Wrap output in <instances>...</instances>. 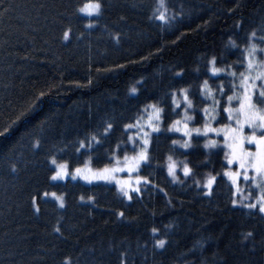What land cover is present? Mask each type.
Wrapping results in <instances>:
<instances>
[{
  "label": "trees",
  "instance_id": "16d2710c",
  "mask_svg": "<svg viewBox=\"0 0 264 264\" xmlns=\"http://www.w3.org/2000/svg\"><path fill=\"white\" fill-rule=\"evenodd\" d=\"M92 2L4 0L0 264H121L122 253L125 264H264V214L232 204L223 147L194 136L184 148L169 131L179 115L172 91L184 89L194 123L203 122L205 81L222 101L217 122L226 121L245 53L264 44V0H98V14L79 11ZM151 104L164 111L138 169L147 183L131 199L112 184L51 179L55 163L99 169L134 155L125 125Z\"/></svg>",
  "mask_w": 264,
  "mask_h": 264
},
{
  "label": "snow or ice",
  "instance_id": "6c2138e0",
  "mask_svg": "<svg viewBox=\"0 0 264 264\" xmlns=\"http://www.w3.org/2000/svg\"><path fill=\"white\" fill-rule=\"evenodd\" d=\"M163 6V5H161ZM101 8V4L98 2L86 4L84 7H81L79 11L84 12L87 11L89 14L91 13H99ZM8 11V8L4 5V0H0V15L6 14ZM159 20L164 21L165 20V14L164 12H161L159 16L157 17ZM174 19V17H173ZM171 22V21H169ZM63 37L67 39L69 37V30H65L63 33ZM249 40H251V36L249 37ZM250 52L249 55L251 57H255L256 53V45L250 44ZM210 64L213 63V61H209ZM254 67H259L260 71L257 72L256 76H244V78L241 80V86L243 87L244 91L241 96L238 97L239 99V105L237 108H231L228 106H225L223 111L228 114V120L229 124L225 125V131H224V139L226 142V147L230 149V152L227 154V162L229 165L233 164V161L236 162V171L230 172L226 171L225 175H227L231 180L233 187L235 189V192L241 191L238 184H237V178L241 175L243 176V179L245 181L251 180V183L255 185L257 188H262V194L257 198L256 201H252L250 203L244 204V207L249 209H255L258 207L259 213L264 214V85H261V90L259 91L257 96H253L251 90L255 88L256 80H262L264 81V65H254L252 63V60H249L248 63V69L253 70ZM218 71H222V69H216L215 67L211 68L212 73H216ZM179 75V73L177 74ZM243 75V74H241ZM233 77L235 78V73H233ZM249 79H251L252 83H248ZM207 84V81L204 82V84L201 85V92L203 93V90L205 88V85ZM235 85H233V89H235ZM137 91L136 88H131L130 92L135 93ZM219 91L222 93L224 91L223 85H221ZM212 89H208L207 95L209 98H212ZM179 93L183 96L184 99V106L186 108L192 107V101L189 100L188 95L185 93L184 89H180ZM42 95V93H41ZM173 97V105H179L180 101L176 99L177 92L172 91L171 93ZM235 98V96L230 95L227 97V100L229 102H232ZM214 99V98H213ZM222 101H216L214 100V103L217 105L220 104ZM151 108L154 110L153 113H149V119L145 126L141 125L138 127V135H142L144 139L142 140L143 147L133 156L128 157L127 155L124 157L123 163L125 164L127 170L131 173L134 168H140L141 162H148L149 157V137L153 132L159 131V122L162 119V113L163 109L160 107H157L156 104H151L146 107ZM205 118L206 121L208 119L207 114V105H205ZM234 114L237 117L235 119V127L232 126L231 121L234 118ZM216 117H211V119H215ZM186 120H192L191 116H187ZM173 123L179 124V121H174ZM245 126L249 129L248 132H245ZM113 127L112 124H108L105 128V132H108L109 129ZM129 125H125V128H128ZM188 128L187 122L184 123V129ZM171 125L169 126V131H171ZM182 129L177 127L176 131H181ZM195 131L197 133L200 132V129H192V130H186L184 131V136L188 137L191 135V132ZM205 135L210 131H216L214 128H210L208 123L206 122L203 129ZM96 137L93 135L91 139L87 141V147L91 148V142L92 140H95ZM129 140H133V137H129ZM177 143V141H173V144ZM255 145V151H252L245 147V144ZM211 144L213 147L216 146V141H209L204 145L205 148H207ZM35 146V145H34ZM86 146V142L84 140L80 141V148H84ZM136 145L134 144V147ZM184 148L189 147V141L185 140L183 144ZM80 149H77V152H79ZM171 159V158H169ZM54 163V161H53ZM117 163H121V161H117ZM15 166H13L14 168ZM176 165L175 163H169L168 164V174L172 177L173 180H176V174H175ZM251 170V175H250ZM120 171L117 167L108 168L107 166L103 169H99L96 171L91 170L90 168L87 170H82L81 168H76L71 174L73 175V178H75L77 175L80 176L81 179H84L86 181L91 182L92 180H101V179H109L110 174ZM183 172L185 176H188L192 169L189 168L188 164L185 163L183 167ZM68 173V166L64 163L57 165L56 171L51 176V179H63L65 175ZM214 178H209L204 183V188L208 191L205 192V195H210L212 190V184H213ZM141 182V179L138 178L136 183L139 184ZM145 183H147V180L145 179ZM197 187L200 186V181H195ZM117 184H120V181H117ZM129 184L125 183L122 187L123 194L126 198L131 199V196L129 195ZM131 191L138 192L140 191L139 188L136 189H130ZM235 192L233 193L235 195ZM45 195H49L48 193H45ZM51 195L55 196V193H51ZM32 204L33 207L36 208L37 211H39V208L37 207V197L33 196L32 198ZM57 202L60 204L61 207L64 206L63 200L60 197H56ZM91 199V197H89ZM244 197H241V202L244 200ZM238 201L236 199L232 200V204H237ZM122 215V214H121ZM56 232H59L60 229L56 228ZM153 232H156L157 230L155 228L152 229ZM246 235L250 236L252 233H247ZM164 240H157L156 246H162L164 245ZM121 264H125V254H121ZM65 264H68L67 258H65Z\"/></svg>",
  "mask_w": 264,
  "mask_h": 264
},
{
  "label": "rangeland",
  "instance_id": "374dc122",
  "mask_svg": "<svg viewBox=\"0 0 264 264\" xmlns=\"http://www.w3.org/2000/svg\"><path fill=\"white\" fill-rule=\"evenodd\" d=\"M92 3H95V2H92ZM81 13H83V14L85 13V14H88V15L95 14V12L89 14L87 11H84V12H81ZM252 44H255V43H252ZM249 52H250V47H248V49H247V51L245 53L246 54L245 55V58H246L245 65L246 66H245V70L243 71V75L241 76L240 81H239V88L235 91L234 94L233 93L230 94V95H233V96H235L237 98H235L232 102L227 101L225 106H228V107H231V108H237L238 105H239L238 97L241 96L243 94V91H244V89H243V87L241 86V83H240L241 80L244 78V76H249V77L256 76L257 72L260 71L259 67H254L253 70H249L248 69L249 60H252V63L254 65H264V44H263L262 47L256 45V53H255V57L254 58L249 55ZM248 83H252L251 79H249ZM255 84H256L255 88H253L251 90L253 96H257L258 95L259 91L261 90V85H264V81L257 79ZM209 88L210 87L208 85H205V88L203 90V93L206 96L205 98L208 99V103L206 104L207 105V114H208L207 121H206V118H205V111H204L205 107H203L202 110H201V113H200V114H203V122L200 125H196L194 123L195 122V118H194V116H193V114L191 112L192 107L191 108H186L184 106L183 96L179 93L178 97L176 99L179 100L180 103H179V105H174L176 108L179 109L178 110L179 111L178 118H176L174 121H179V124H175V123H173L174 121H172V123L170 124L171 128H172L171 131L178 135L179 138L177 139V143L181 147H183V144H184L185 140H188L189 141V145H190L191 141H192V137H194V136H201L203 138V142H202L203 146L206 143H208L209 141H216V146L215 147H218V146L223 147V150H224V153H225V161H226V164H227V170L226 171L235 172L236 171V162L233 161L232 165H229L228 162H227V154L230 152V149H228L226 147V142H225V139H224V131H225L224 126L230 123L229 120H228V114L225 113V116H226V121L225 122H217L219 112H218V107H217L218 105L216 103H214V100L218 101V98L214 97V92H212V98L208 97L207 92H208ZM145 109L142 112V114L136 120H134L133 123L129 124V127H128V131H129V135L128 136L129 137H133V140H131V141L128 138V143L132 147H134V144L136 145L134 147V150L136 151L135 154L143 147L142 140L144 139V137L142 135H138V127L143 125V126H145V129H146V125H147V122H148V119H149V113H153V115H154V110L153 109L147 108V111ZM187 116H191L192 120H186ZM213 116L216 117V118L215 119H211V117H213ZM236 118L237 117L234 114V118L231 121V124H232L233 127H235V119ZM185 122H187V124H188V128L187 129H184V123ZM206 122L208 123L210 128H214V129H216V131H210V132H208L205 135L203 129H204V125H205ZM177 127L181 128L182 130L181 131H176ZM197 128L200 129L199 133H197L195 131H192L190 136H188V137L184 136V131L197 129ZM248 131H249V129L247 128V126H245V132H248ZM215 147H213L211 144H209V146L206 149H213ZM245 147L250 149V150H252V151H255V145L254 144L249 145V144L246 143ZM134 155H131L129 157H133ZM62 163L63 162L55 163V166H54L55 167V171H56L57 165L62 164ZM78 167L81 168L82 170H87V169L90 168L93 171H96V170H99V169H103V168H99V169L92 168L89 165L88 162L86 164H84L82 166H78ZM78 167H74L72 169L68 168V173L69 174L65 175L63 179L57 178V179H53V180H55V181H63L65 179H71V180H79V181H81L83 183H87V184L88 183H91V184H93V183L112 184L120 191V193L122 195H124V194H123V191L121 189H122V187L124 186L125 183L129 184V189H127V190H129V195H131V193L135 192V191H131L130 189L140 188V185L143 183V181H145L143 179V177H141L139 175V173H138V169L139 168H134V170L130 173L127 170V168H126L124 163L107 166L108 168L117 167V168L120 169V171L111 173L109 179L92 180L91 182L86 181L84 179H81L79 175H77L75 178H73V175L71 173ZM250 175H251V170H250ZM225 176H226L227 180L230 182V184L233 187L232 180L227 175H225ZM138 178L141 179V182L139 184L136 183ZM117 181H120L119 185L117 184ZM237 184H238V186H239L241 191L235 192V189L233 187V193L235 192V195H234L233 199H236L238 201V203L235 204V205L244 207V204L250 203L252 201H256L257 198L262 194V188H257L255 185H253L251 183V180L245 181L243 179L242 175L237 178ZM59 197L62 199V196H59ZM241 197L245 198L242 202H241ZM255 209L258 210V207L255 208Z\"/></svg>",
  "mask_w": 264,
  "mask_h": 264
},
{
  "label": "bare ground",
  "instance_id": "6f19581e",
  "mask_svg": "<svg viewBox=\"0 0 264 264\" xmlns=\"http://www.w3.org/2000/svg\"><path fill=\"white\" fill-rule=\"evenodd\" d=\"M89 16V15H88Z\"/></svg>",
  "mask_w": 264,
  "mask_h": 264
}]
</instances>
